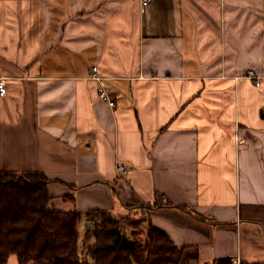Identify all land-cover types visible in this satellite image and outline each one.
Segmentation results:
<instances>
[{
	"label": "crops",
	"instance_id": "0c3cea01",
	"mask_svg": "<svg viewBox=\"0 0 264 264\" xmlns=\"http://www.w3.org/2000/svg\"><path fill=\"white\" fill-rule=\"evenodd\" d=\"M0 81V172L43 173L79 242L103 211L182 264H264V0H0Z\"/></svg>",
	"mask_w": 264,
	"mask_h": 264
},
{
	"label": "trees",
	"instance_id": "16d2710c",
	"mask_svg": "<svg viewBox=\"0 0 264 264\" xmlns=\"http://www.w3.org/2000/svg\"><path fill=\"white\" fill-rule=\"evenodd\" d=\"M49 182L38 171L0 172V264L11 256L18 264H81L84 258L92 264H182L185 247L161 229L148 225L144 241L130 239L121 221L103 211L85 213L90 226L82 239L86 252H80L81 213L49 209Z\"/></svg>",
	"mask_w": 264,
	"mask_h": 264
},
{
	"label": "built area",
	"instance_id": "2783aa9c",
	"mask_svg": "<svg viewBox=\"0 0 264 264\" xmlns=\"http://www.w3.org/2000/svg\"><path fill=\"white\" fill-rule=\"evenodd\" d=\"M152 0H139V6L140 9L143 10L146 6H148L151 3ZM92 78L95 79L97 82H99V98L106 102L110 107L115 106V101L108 95L107 91L104 89L101 80L103 79L99 75V71L97 67H93L92 70ZM244 76L248 79L255 80V85H259L258 77L252 72L248 71ZM6 93V89L3 85V82L0 81V95L3 96ZM117 171L119 174H126L127 168L122 165H117ZM231 264H241L237 259L231 260Z\"/></svg>",
	"mask_w": 264,
	"mask_h": 264
},
{
	"label": "rangeland",
	"instance_id": "374dc122",
	"mask_svg": "<svg viewBox=\"0 0 264 264\" xmlns=\"http://www.w3.org/2000/svg\"><path fill=\"white\" fill-rule=\"evenodd\" d=\"M96 218V220H98V217H95ZM86 228H89V226L88 225H86ZM83 241H80V252H82L83 251V253H85L86 252V250L84 251V249H83Z\"/></svg>",
	"mask_w": 264,
	"mask_h": 264
},
{
	"label": "water",
	"instance_id": "95a60500",
	"mask_svg": "<svg viewBox=\"0 0 264 264\" xmlns=\"http://www.w3.org/2000/svg\"><path fill=\"white\" fill-rule=\"evenodd\" d=\"M87 225L90 226V222H88Z\"/></svg>",
	"mask_w": 264,
	"mask_h": 264
}]
</instances>
